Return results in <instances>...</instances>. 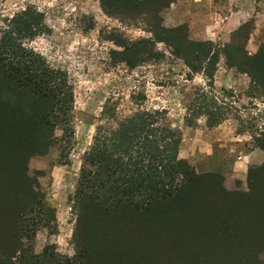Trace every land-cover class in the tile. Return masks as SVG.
I'll list each match as a JSON object with an SVG mask.
<instances>
[{"label":"rangeland","instance_id":"1","mask_svg":"<svg viewBox=\"0 0 264 264\" xmlns=\"http://www.w3.org/2000/svg\"><path fill=\"white\" fill-rule=\"evenodd\" d=\"M167 1L138 0L134 19L122 0L117 9L111 2L105 7L101 0H0V42H19L40 54L51 68L67 73L74 99L66 119L55 129L53 146L45 154L27 157L29 151L24 155L21 150L36 123L29 116L31 106L19 101L12 87L2 82L7 76L0 71V143H4L0 146L11 149L15 157L23 154L17 162L0 160L4 170L0 182L12 181L4 191L13 193L10 202L0 204V264H68L81 258L78 251L89 253L90 264H183L182 248L194 242L186 235L203 227L200 217L207 220L213 210L220 215L227 209L242 211L236 205L250 198L249 173L227 174L235 153L231 144L216 142L211 156L208 144L222 136L212 131L226 120L236 128L231 143L237 138L244 141L239 152L254 150L256 137H263L259 135L264 134V90L251 85L246 72L249 64L242 57L236 60L235 52H230L234 59L227 58L225 46L245 26L238 31L243 44L252 26L256 31L254 39L250 34L246 51H264V0H240L248 20L232 33L222 28L220 18L210 19L207 27L194 19V30L191 21L170 27L165 11L177 0L161 10ZM183 3L190 8L189 0ZM26 9L32 30L14 20ZM170 28L176 31H165ZM198 33L211 39L202 41L214 44L209 47L212 54H221L217 63L205 60L193 69L170 43ZM143 39L152 42L132 45ZM111 105L119 117L141 110L159 112L160 125L181 132L179 157L194 169L195 177L190 178L189 171L174 172L167 183L175 194L149 210L114 207L104 211L90 202L82 209L77 200L80 176L87 167L84 159L96 135L106 134L110 120L104 110ZM214 115L225 120L212 126L208 120ZM258 167L253 164L250 170ZM16 168L25 169L32 183L26 179L17 185L13 181ZM254 177L253 185H263L264 169ZM208 244L206 250L212 252ZM212 259L217 263L218 259ZM257 260L264 264V250Z\"/></svg>","mask_w":264,"mask_h":264},{"label":"trees","instance_id":"2","mask_svg":"<svg viewBox=\"0 0 264 264\" xmlns=\"http://www.w3.org/2000/svg\"><path fill=\"white\" fill-rule=\"evenodd\" d=\"M137 1L122 0L126 13L134 19L138 17L135 11ZM101 2L105 7L111 2L114 3L115 9L120 8L119 0H101ZM171 2L173 0H168L160 9L169 6ZM29 15L26 9L20 19L14 20L17 21L18 26L32 30L33 24L27 20ZM241 29L244 30L245 26L240 27L238 31ZM253 29L254 27L251 26L246 30L243 44H241L243 39L240 32L236 31L237 35H233L232 42L225 46V49L228 48L226 55L232 60L234 58L229 56L230 52H235L236 60L242 57L249 64L246 72L251 76V85L264 90V51L259 50L255 54H248L246 51ZM174 30L175 28H170L165 31ZM18 35L21 33L18 32ZM158 40L168 43L161 38ZM150 42H152L150 39H143L132 45L137 43L147 45ZM170 45L174 52L180 54L193 69L198 68L197 65L205 60H208L211 65L217 63L221 54L220 52L211 53L209 47L214 46L211 41H196L189 37L182 42L170 43ZM129 48V45H125V49ZM146 53L150 54L151 51ZM237 65L232 66L237 67ZM0 71L7 76L6 79L2 78V82L12 87L19 101L22 100L23 104L31 106L29 116H34L36 122L33 132L25 137L21 152L25 155L29 151L27 157L45 154L55 143V129L66 119L74 100L72 89L67 81V73L51 68L40 54L26 50L19 42L11 43L9 40L0 42ZM36 103L38 107L34 105ZM104 114L110 120L107 128L104 129L106 134L102 138L96 135L94 144L84 159L87 167H84L81 173L76 190V197L82 209H85V202H90L91 205L104 211L114 207L132 208L137 212L149 210L155 202L170 199L175 194L170 191L167 183L174 172L183 174L189 171L190 178L195 177L194 169H189L186 161L179 157L181 132L166 125H160L159 112L141 110L132 116L119 117L111 105L106 107ZM223 120L225 117L222 115L209 117L208 121L213 126ZM259 136L263 137H256L257 146L264 150V134L261 133ZM3 144L0 143V145ZM22 153L16 156L23 157ZM11 156L15 158L13 161ZM18 157L13 156L11 149L0 146L1 161L14 162ZM262 168L264 169V164L256 170L249 171L250 191L252 190L253 193L251 192L246 202L243 201L244 199L241 201L243 205L237 203L236 206L238 208L241 206L242 211L230 212L227 209L220 215L213 210V217L209 214H207L209 215L207 220L206 217L204 219L200 217L201 222L204 220L203 227L194 230L195 233L192 231L191 234L186 235V238L194 242L182 245L183 264H212V258L218 259L217 263L213 264H259L257 256L264 250V184L253 185L255 179L253 176ZM16 170L13 181L17 185L19 181L26 179L32 183L25 169L20 171L16 168ZM17 176H20V179ZM1 183L0 204L5 201L10 202L13 194L11 190L4 191V186L11 185L12 181L10 183L7 180ZM167 214L173 215L170 211H167ZM210 217H212L211 220ZM208 224L212 227H208ZM217 225H220L219 231H217L219 228ZM190 232L191 229H189ZM206 243L210 244L208 248L211 246L212 252L206 250ZM78 255L81 258L74 259L68 264H90L87 251H78ZM222 255L224 257L220 262ZM52 264L58 263L52 262Z\"/></svg>","mask_w":264,"mask_h":264},{"label":"crops","instance_id":"3","mask_svg":"<svg viewBox=\"0 0 264 264\" xmlns=\"http://www.w3.org/2000/svg\"><path fill=\"white\" fill-rule=\"evenodd\" d=\"M185 1L177 0V3L174 7L170 9L168 8V11H165L172 22L169 23L170 27H175L186 23L189 24L191 21V25H189L191 26L192 30H194V26L192 27V25L195 23L194 19L196 21L198 20L199 22L202 21V25L207 27V23H209L210 19L218 20V18H220L222 28L227 32L232 33L248 20L247 16L249 15V13H247L246 8L240 7V0H189L190 8L188 9L182 6L184 5L183 2ZM191 18L193 20H191ZM255 29L256 28H254L251 33V37L253 39L254 32L256 31ZM205 32L206 30H204V33ZM190 36L192 40L196 41L211 40L209 37H203V35L199 36V33L197 34V36H194V34H191ZM235 130L236 128L234 122L231 120H226V122L216 127L212 132H220L222 133V136L218 137L217 135L212 143L208 144L211 146L208 150V154L210 156L214 154L213 144H215L216 142H219V146H227L231 144V151L235 153L233 155L234 158L232 159V163L229 167L230 171L227 172V174L231 173L235 176H242L243 174H245L248 176L250 167L253 164L258 166L264 164V150L256 147L254 148V150H249V152H239V148L243 146L241 145V142L244 141H241L242 139L240 140L239 138H237V140H239L238 142L236 141L234 143H231V140H233V137H235ZM234 139H236V137Z\"/></svg>","mask_w":264,"mask_h":264}]
</instances>
